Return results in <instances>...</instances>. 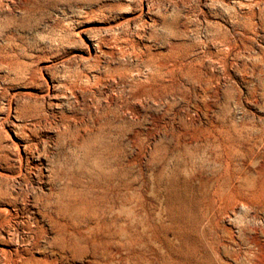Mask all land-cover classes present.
Segmentation results:
<instances>
[{
	"label": "rangeland",
	"instance_id": "obj_1",
	"mask_svg": "<svg viewBox=\"0 0 264 264\" xmlns=\"http://www.w3.org/2000/svg\"><path fill=\"white\" fill-rule=\"evenodd\" d=\"M86 155L148 235L212 213L234 264H264V0H0V264H92L45 216L55 160Z\"/></svg>",
	"mask_w": 264,
	"mask_h": 264
},
{
	"label": "bare ground",
	"instance_id": "obj_2",
	"mask_svg": "<svg viewBox=\"0 0 264 264\" xmlns=\"http://www.w3.org/2000/svg\"><path fill=\"white\" fill-rule=\"evenodd\" d=\"M54 163L51 181L57 183L60 191L52 195L54 203L45 202V216L55 232L56 247L64 255L72 257L83 251L81 257L89 255L92 264H234L240 260L239 254L231 252L216 236V240L211 239L212 213L206 214L205 225L188 233L189 240L185 242L183 231H176L177 226L163 225L160 214H155L152 220L161 224L163 231L158 239L146 233L145 222L140 221L139 229L135 217L144 216L133 212L128 184L106 174L98 166L102 163L98 158L86 155L75 165H69L71 178L64 170L63 160ZM18 197L0 189V215H8V207L16 206ZM170 231L172 238L168 237ZM258 255L251 252V264H259ZM21 258H12L11 264H51L47 259Z\"/></svg>",
	"mask_w": 264,
	"mask_h": 264
}]
</instances>
